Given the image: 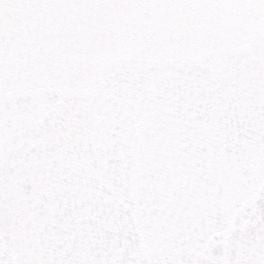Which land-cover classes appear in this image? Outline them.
Wrapping results in <instances>:
<instances>
[{
	"label": "snow or ice",
	"instance_id": "6c2138e0",
	"mask_svg": "<svg viewBox=\"0 0 264 264\" xmlns=\"http://www.w3.org/2000/svg\"><path fill=\"white\" fill-rule=\"evenodd\" d=\"M0 264H264V0H0Z\"/></svg>",
	"mask_w": 264,
	"mask_h": 264
}]
</instances>
